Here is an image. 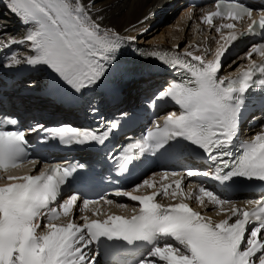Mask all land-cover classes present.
I'll use <instances>...</instances> for the list:
<instances>
[{
    "label": "snow or ice",
    "instance_id": "1",
    "mask_svg": "<svg viewBox=\"0 0 264 264\" xmlns=\"http://www.w3.org/2000/svg\"><path fill=\"white\" fill-rule=\"evenodd\" d=\"M9 7L29 28L21 39L0 41V50L14 44L25 45L32 53L25 58L27 64L46 66L76 92L100 81L117 62L123 44L136 39L102 27V17L93 18L92 6L87 0H9ZM216 8L204 17L205 22L212 24L216 16L233 20L247 16L250 20L247 30L236 31L233 23L222 24L221 28L232 31L222 36L226 43L213 60H205L192 51L183 54L190 59H181L179 54L169 59L167 53H153L178 72L183 69L187 73L186 82H173L157 95L158 100L170 99L181 112L169 113L163 125L157 122L146 130L140 141L128 143L119 156L113 157L121 170H127L145 153L155 155L173 141L186 140L217 162L215 172L198 169H190L184 175L165 172L160 188L150 194H134L145 186L155 187V180L145 179L133 191L115 193L139 203V210L131 217L109 214L105 219H91L84 216L82 224L64 225L54 222L59 212L52 205L61 187L69 177L85 169L84 164L44 163L38 174H10L0 178L7 181L0 183V264H96L98 253L92 251V246L104 242L127 246L148 244L138 264H264V197L249 200L241 207L201 187L198 199L202 204L207 197L221 211H225L224 205H230L226 210L229 215L219 222L194 210L184 199L169 205L156 199L161 195L183 196L180 186L184 176H211L221 182L236 176L264 181V130L239 145L238 153L231 150L239 134L246 94L257 85L264 86V78H256L258 74L264 77V60L252 58L256 53L264 57V42L251 47L246 56L249 63L238 66L240 71L235 77L218 76L231 43L242 36L264 33V11L256 19L250 7L226 0H219ZM261 40L264 41V34ZM179 47L176 46L177 51ZM13 63L19 64L20 60L14 56ZM17 123L16 119L4 121L10 125ZM118 128V122H110L98 131L70 125L45 128L38 124L31 131L44 132V143L58 138L64 145L96 143L102 146ZM28 145L25 130H8L0 125V170L11 172L25 162L37 167L41 162L29 158ZM170 175L180 176L173 181L175 189L171 193L169 189L173 185L163 183ZM78 200V194H71L60 205L63 214H70ZM93 203L99 204V201L83 199L82 210ZM93 211L99 214V208Z\"/></svg>",
    "mask_w": 264,
    "mask_h": 264
},
{
    "label": "bare ground",
    "instance_id": "2",
    "mask_svg": "<svg viewBox=\"0 0 264 264\" xmlns=\"http://www.w3.org/2000/svg\"><path fill=\"white\" fill-rule=\"evenodd\" d=\"M87 3L92 6L94 19L99 20L102 17V20H100L102 27L118 32L124 37L138 38L145 27L162 15L164 0H87ZM190 14L185 15L181 13L177 18L176 25L166 27L158 25V31H161V34L158 37L156 36V41L151 45L161 43V40L167 44V39H170L172 43H170V46L179 44L185 50L194 53L190 47V42L189 44H185V41L187 35L193 33L194 29H197L196 24L199 21H197L193 13ZM28 28L29 26L25 25L21 18L11 11L9 1L0 0V41L7 43L8 38L21 39L28 31ZM171 32H173V35ZM125 43H130V41L128 40ZM31 54V51L25 45H10L3 49L0 56V67L14 64V56L17 60L22 61ZM44 69V75L54 73L46 66H44ZM57 79H60V77L56 74L54 80ZM228 215L229 213L226 211L220 214L218 218L223 217L225 219Z\"/></svg>",
    "mask_w": 264,
    "mask_h": 264
},
{
    "label": "rangeland",
    "instance_id": "3",
    "mask_svg": "<svg viewBox=\"0 0 264 264\" xmlns=\"http://www.w3.org/2000/svg\"><path fill=\"white\" fill-rule=\"evenodd\" d=\"M181 15V14H180ZM179 15V16H180ZM178 16V17H179ZM177 17V18H178ZM176 17L172 14V12L170 13V14H168V17H167V20L166 21H164V22H161V27L162 26H164V27H166V26H169V25H176V21H177V18L175 19ZM151 24H153V23H151ZM150 25V24H149ZM149 25L147 26V27H145L144 28V34H143V31L139 34V37H138V39H140L141 41L142 40H144L143 42H150L151 44L154 42V41H156L155 40V38H156V36L158 37L160 34H161V31H158V28H159V26L158 25H156V26H154L152 29H150V30H148L147 32L145 31L148 27H149ZM194 30H196V29H194ZM158 31V32H157ZM171 34L173 35V32H171ZM141 35V36H140ZM142 37V38H141ZM192 37V38H191ZM195 38H197V33L196 32H194V33H191L190 35H187V37H186V41H185V44L186 43H188L189 44V42H191V39L193 40V39H195ZM167 39V38H166ZM160 40H161V38H160ZM168 41V43L170 44L171 43V40L170 39H167ZM161 42H162V40H161ZM150 44V45H151ZM172 44V43H171Z\"/></svg>",
    "mask_w": 264,
    "mask_h": 264
}]
</instances>
